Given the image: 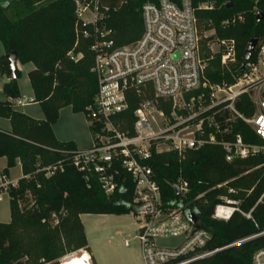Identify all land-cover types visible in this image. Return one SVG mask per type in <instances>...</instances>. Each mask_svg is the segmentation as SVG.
<instances>
[{
    "label": "trees",
    "instance_id": "1",
    "mask_svg": "<svg viewBox=\"0 0 264 264\" xmlns=\"http://www.w3.org/2000/svg\"><path fill=\"white\" fill-rule=\"evenodd\" d=\"M157 1L99 0L96 23L84 25L76 13V0H0V42L6 52L0 58V75L9 79L3 86L6 100L0 101V117L11 123L10 131L0 129V158L8 161L6 173L17 164L22 170L17 185L7 192L11 221L0 222V264H61L69 253L79 251L88 252L96 264L81 215L136 213L132 178L111 196L106 194L95 177L87 178L75 167V142L58 140L53 127L62 109L71 107L74 113L86 114L95 104V42L109 39L122 47L138 41L144 29L142 8ZM205 3L215 5L206 9L202 7ZM193 4L202 49L207 58L213 57L207 78L231 84L253 39H258L259 45L250 62H257L264 41V19L257 22L256 17L258 11L264 12V0H193ZM99 30L111 33L104 38ZM221 40L236 42L235 64L222 65L223 49L213 53L209 48L208 43ZM10 52L17 54L21 64H33L27 75L33 102L42 108L43 119L15 107L14 101L20 98V70L16 69L14 79L6 57ZM128 100L131 113L137 101L130 95ZM236 106L246 116L255 112L248 95ZM231 130L232 135H217L218 139L230 140L240 134L249 144L261 143L241 119L231 123ZM148 164L154 170L163 203L172 209L182 208L186 216L195 213L210 233L205 250H219L194 264H253L254 254L264 248V204L259 202L264 193L262 154L228 162L220 144H207L183 155L174 151L155 154ZM53 167L56 169L51 172ZM179 179L189 185L187 196L179 192ZM224 198L240 201L241 212L228 221L213 218ZM242 213H250L251 218ZM245 239L249 240L239 243Z\"/></svg>",
    "mask_w": 264,
    "mask_h": 264
},
{
    "label": "built area",
    "instance_id": "2",
    "mask_svg": "<svg viewBox=\"0 0 264 264\" xmlns=\"http://www.w3.org/2000/svg\"><path fill=\"white\" fill-rule=\"evenodd\" d=\"M98 1L76 0V13L84 25L96 23ZM202 7L211 9L213 5L205 3ZM86 13L92 14V21L83 18ZM142 18L144 29L138 41L116 47L113 40L104 39L92 46L96 53L92 71L98 91L94 106L88 107L85 116L94 143L88 149H78L73 162L87 178L95 177L110 196L128 177L132 178L144 264H194L219 250H205L210 233L199 219L192 223L182 208L172 209L163 203L148 162L158 153L174 151L183 155L207 144H220L228 162L264 156V72L260 70V64L264 65V41L257 62L249 61L233 83H213L206 75L213 57L207 58L202 49L193 0L148 2L142 8ZM98 32L104 38L111 33ZM216 43L223 49L221 64H235L236 42ZM208 46L214 53L212 42ZM129 95L137 101L131 113ZM245 95L255 107L251 116L243 115L236 106ZM237 119L251 127L260 144H249L240 134L230 140L218 139L217 135H232L231 123ZM222 125L227 126L223 129ZM55 169L50 168L51 172ZM17 182L0 171V196ZM178 189L183 196L189 193V185L182 179L178 180ZM259 202L264 204V193ZM239 205V200L224 198L213 218L228 221L241 212ZM242 214L251 218L250 213ZM162 236H182L183 240L177 247L164 248L156 243V238ZM253 264H264V248L254 254Z\"/></svg>",
    "mask_w": 264,
    "mask_h": 264
},
{
    "label": "rangeland",
    "instance_id": "3",
    "mask_svg": "<svg viewBox=\"0 0 264 264\" xmlns=\"http://www.w3.org/2000/svg\"><path fill=\"white\" fill-rule=\"evenodd\" d=\"M211 5L215 4L211 3ZM83 18L86 21H92L93 16L91 13H86L83 14ZM212 34L213 32L207 33V35ZM212 46L215 52L219 51L220 48L216 41L212 42ZM5 53L4 45L0 42V58ZM17 68L20 70V76L17 79L21 93L19 99L24 100L30 105L22 109L32 114H37L43 119L44 113L42 108L39 104L32 103L33 99H31L33 88L27 73L33 68V64H21L18 62ZM260 70L264 72L263 64H260ZM8 81L7 75L2 73L0 75V101L6 100V96L3 93V86ZM54 126H56V131L60 138H76L79 149H87L93 145L94 135L84 113H74L71 107H66L62 109L60 118ZM20 175V168H14L12 170V177H18ZM9 201L10 197L7 193L0 196V222L2 223L11 221ZM137 216L138 213L133 212L123 215H81L88 244L91 249V255L94 257L96 264H144L141 243L138 239L141 221H139ZM182 240V236H162L156 238V243L164 248H174ZM70 255L71 253L65 258ZM64 259H62V263Z\"/></svg>",
    "mask_w": 264,
    "mask_h": 264
},
{
    "label": "crops",
    "instance_id": "4",
    "mask_svg": "<svg viewBox=\"0 0 264 264\" xmlns=\"http://www.w3.org/2000/svg\"><path fill=\"white\" fill-rule=\"evenodd\" d=\"M18 63V62H17ZM29 72V71H28ZM28 74V73H27ZM20 91V90H19ZM20 97H21V93H20ZM31 99H34V94L31 96ZM9 100H11V99H9ZM15 102V104H16V109H21L20 111H22L23 113H26V114H28V115H30V116H32L33 118H36V119H42L40 116H38L37 114H32V113H30L29 111L27 112V110H25V109H22V108H24V107H29L30 105H28V103H26L24 100H21V99H18V100H15L14 101ZM19 102H21V104H19ZM32 103H34L33 102V100H32ZM36 104V103H35ZM38 104V103H37ZM62 111V110H61ZM61 113V112H60ZM60 118V117H59ZM3 118H1L0 117V129H3V130H7V131H10L11 130V123H10V121L8 120V119H5L4 118V120H2ZM53 129H54V133H55V136H56V138L58 139V140H60V141H74L75 142V144H76V146H77V148H78V141H77V139L76 138H74V137H72V138H70V139H63V138H60L59 137V135H58V132L56 131V126H54L53 127ZM94 143V142H93ZM91 147V146H90ZM89 147V148H90ZM79 149V148H78ZM88 149V148H87ZM79 150H84V149H79ZM7 164H8V161H7V159L6 158H0V171H5L6 170V168H7ZM15 169L16 168H20V170H21V165L20 164H17V166L16 167H14ZM14 168H11V169H9L8 170V174L10 175V177H11V179L12 180H14V181H19V179L22 177V170H21V175L20 176H18V177H12L11 176V174H12V170L14 169ZM9 206H10V201H9ZM88 253V252H87ZM88 255H89V257H90V259H91V256H90V254L88 253ZM92 263V262H91Z\"/></svg>",
    "mask_w": 264,
    "mask_h": 264
},
{
    "label": "water",
    "instance_id": "5",
    "mask_svg": "<svg viewBox=\"0 0 264 264\" xmlns=\"http://www.w3.org/2000/svg\"><path fill=\"white\" fill-rule=\"evenodd\" d=\"M263 19H264V12L258 11L257 12V17H256L257 22H260ZM258 45H259V40L258 39L251 40V42L249 43V45H248V47L246 49V53H245V55L243 57V64L240 67V71H243L246 68L248 62L252 59L253 54L255 53L256 48H257ZM6 57H7L8 62H9L10 70H11V72L13 74V78L15 79L16 78L15 72H16V69H17V62H18L17 54L15 52H10V53L6 54ZM187 218L192 223H196L197 220H198V216L195 213H189L187 215Z\"/></svg>",
    "mask_w": 264,
    "mask_h": 264
},
{
    "label": "bare ground",
    "instance_id": "6",
    "mask_svg": "<svg viewBox=\"0 0 264 264\" xmlns=\"http://www.w3.org/2000/svg\"><path fill=\"white\" fill-rule=\"evenodd\" d=\"M63 264H92L86 251H79L71 254L63 260Z\"/></svg>",
    "mask_w": 264,
    "mask_h": 264
}]
</instances>
